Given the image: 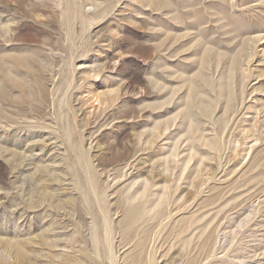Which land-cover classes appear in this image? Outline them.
<instances>
[{
  "label": "rangeland",
  "instance_id": "374dc122",
  "mask_svg": "<svg viewBox=\"0 0 264 264\" xmlns=\"http://www.w3.org/2000/svg\"><path fill=\"white\" fill-rule=\"evenodd\" d=\"M0 264H264V0H0Z\"/></svg>",
  "mask_w": 264,
  "mask_h": 264
},
{
  "label": "bare ground",
  "instance_id": "6f19581e",
  "mask_svg": "<svg viewBox=\"0 0 264 264\" xmlns=\"http://www.w3.org/2000/svg\"><path fill=\"white\" fill-rule=\"evenodd\" d=\"M39 74H40V73H39ZM37 76H38V75H37ZM207 79H208V78H207ZM61 86H62V85H61ZM92 194H93V193H92ZM102 243H103V242H102ZM102 243H101V244H102ZM18 257H19V256H18Z\"/></svg>",
  "mask_w": 264,
  "mask_h": 264
}]
</instances>
